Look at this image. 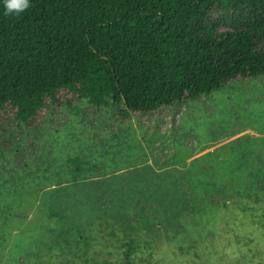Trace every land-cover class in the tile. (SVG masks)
<instances>
[{
    "label": "rangeland",
    "instance_id": "obj_1",
    "mask_svg": "<svg viewBox=\"0 0 264 264\" xmlns=\"http://www.w3.org/2000/svg\"><path fill=\"white\" fill-rule=\"evenodd\" d=\"M74 106L0 128V264H51L58 232L100 216L147 220L153 264H264V77L125 121Z\"/></svg>",
    "mask_w": 264,
    "mask_h": 264
},
{
    "label": "trees",
    "instance_id": "obj_2",
    "mask_svg": "<svg viewBox=\"0 0 264 264\" xmlns=\"http://www.w3.org/2000/svg\"><path fill=\"white\" fill-rule=\"evenodd\" d=\"M29 3L5 15L0 0V128L10 119L34 128L42 110L74 112L80 100L113 107L125 121L202 99L236 79L264 77V0ZM89 164L69 158L71 178ZM96 220L93 229L58 232L48 247L49 260L57 258L51 264H153L138 234L151 227L147 220L118 228L115 216Z\"/></svg>",
    "mask_w": 264,
    "mask_h": 264
},
{
    "label": "clouds",
    "instance_id": "obj_3",
    "mask_svg": "<svg viewBox=\"0 0 264 264\" xmlns=\"http://www.w3.org/2000/svg\"><path fill=\"white\" fill-rule=\"evenodd\" d=\"M5 15H19L30 7L29 0H3Z\"/></svg>",
    "mask_w": 264,
    "mask_h": 264
}]
</instances>
